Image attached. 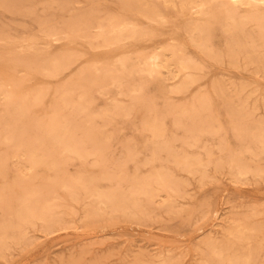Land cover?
<instances>
[{"label": "rangeland", "instance_id": "rangeland-1", "mask_svg": "<svg viewBox=\"0 0 264 264\" xmlns=\"http://www.w3.org/2000/svg\"><path fill=\"white\" fill-rule=\"evenodd\" d=\"M197 1L0 0V264H264V1Z\"/></svg>", "mask_w": 264, "mask_h": 264}, {"label": "bare ground", "instance_id": "bare-ground-1", "mask_svg": "<svg viewBox=\"0 0 264 264\" xmlns=\"http://www.w3.org/2000/svg\"><path fill=\"white\" fill-rule=\"evenodd\" d=\"M215 1V0H214ZM228 1V3L230 4V6H231V8L229 9V12L232 14V15H235L236 14V12H237V9L240 7V6H242V5H247V4H251V3H256V2H263L264 0H227ZM164 2H170V3H173L172 2V0H164ZM205 2H206V0H205ZM221 3V2H220ZM180 4H181V7H188L189 8V10L192 12V13H198L199 12V8H200V3L197 1V0H180ZM220 5V4H219ZM222 6V5H221ZM220 7V6H219ZM221 8V7H220ZM150 14H151V17H150V19L151 20H156V18L157 19H163L164 17L162 16V15H160L159 13H157L156 11H150ZM180 14V13H179ZM183 14V13H182ZM186 14V13H185ZM240 18H241V20H244L245 18H244V16H240ZM95 22V21H94ZM201 22H203V21H201ZM200 23V22H199ZM201 25V24H200ZM206 25V24H205ZM119 26V25H118ZM199 26V25H198ZM136 27V26H135ZM258 31V30H257ZM85 34V33H84ZM131 38V37H130ZM67 39V38H66ZM124 39V38H123ZM195 39V38H194ZM119 42V41H118ZM121 42V41H120ZM97 44V43H96ZM99 44V43H98ZM97 44V45H98ZM100 46V45H99ZM168 47V46H167ZM95 48V47H94ZM104 48V47H103ZM165 48V47H164ZM163 48V49H164ZM176 48V47H175ZM162 49V50H163ZM174 49V48H173ZM29 54V53H28ZM153 57V56H152ZM204 57V56H203ZM205 58V57H204ZM47 61V60H46ZM138 61V60H137ZM153 61L156 63V57L154 56L153 57ZM181 66H182V69H184V70H188L189 68H190V65H189V63L187 62V61H184V60H182L181 62ZM179 63V64H180ZM161 64V63H160ZM179 66V65H178ZM35 67V66H34ZM26 68V67H25ZM43 68V67H42ZM51 68V67H50ZM38 69V68H37ZM44 69V68H43ZM140 72H141V70H139ZM95 73V72H94ZM177 74V73H176ZM169 75V74H168ZM171 76H172V74H171ZM172 78H173V76H172ZM184 78V77H183ZM181 85V84H180ZM71 104H73V103H71ZM11 108V107H10ZM12 110V109H11ZM126 113V112H125ZM66 116V115H65ZM2 118V117H1ZM34 123H36V122H34ZM69 124V123H68ZM19 128H21V126L19 127ZM63 131V130H62ZM52 136V135H51ZM56 136H57V134H56ZM58 137V136H57ZM57 139V138H56ZM61 139V138H60ZM73 144V143H72ZM193 146V145H192ZM30 148H31V146H30ZM75 148H73V150H74ZM46 152V151H45ZM71 152V151H70ZM23 154V153H22ZM24 155V154H23ZM46 155V154H45ZM58 155V154H57ZM25 157V156H24ZM33 157V156H32ZM188 158V157H187ZM189 159V158H188ZM195 160V159H194ZM95 161V160H94ZM193 165V164H192ZM27 166H28V164H27ZM194 166V165H193ZM14 167V166H13ZM29 168V167H28ZM240 168V167H239ZM23 169V168H22ZM24 169H25V167H24ZM238 169V168H237ZM24 171V170H23ZM26 171H27V169H26ZM25 171V172H26ZM189 172H191V171H189ZM22 174V173H21ZM13 175H15V174H13ZM25 175V177H26V173L24 174ZM24 179V178H23ZM27 180H25V182H26ZM29 181V180H28ZM24 182V181H23ZM16 187V186H15ZM93 192V191H92ZM118 204V203H117ZM103 206V205H102ZM102 208V207H101ZM22 212H23V210H21ZM25 216L27 217V218H31V217H34V213L33 212H31L30 211V209H27L26 211H25ZM30 227V226H29ZM236 227V226H235ZM198 228V227H197ZM2 230V229H1ZM226 230V229H225ZM238 230H239V228H238ZM5 231V230H4ZM235 231V230H234ZM250 231V230H249ZM227 232V231H226ZM243 231H241V233H242ZM239 233H240V231H239ZM247 234V233H246ZM230 235V234H229ZM240 236V235H239ZM236 240V239H235ZM194 247V246H193ZM237 262V261H236Z\"/></svg>", "mask_w": 264, "mask_h": 264}]
</instances>
